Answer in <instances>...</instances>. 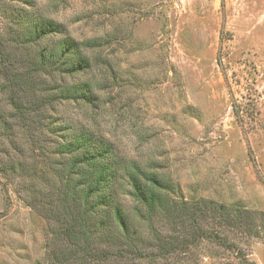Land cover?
<instances>
[{
    "label": "rangeland",
    "instance_id": "obj_1",
    "mask_svg": "<svg viewBox=\"0 0 264 264\" xmlns=\"http://www.w3.org/2000/svg\"><path fill=\"white\" fill-rule=\"evenodd\" d=\"M31 2L76 40L102 44L87 53L101 104L71 105L67 118L157 168L185 201L264 212V0ZM12 4L0 0V44ZM12 189L0 183V264H44L46 225ZM221 233L232 248L200 240L175 264H264V230Z\"/></svg>",
    "mask_w": 264,
    "mask_h": 264
},
{
    "label": "trees",
    "instance_id": "obj_2",
    "mask_svg": "<svg viewBox=\"0 0 264 264\" xmlns=\"http://www.w3.org/2000/svg\"><path fill=\"white\" fill-rule=\"evenodd\" d=\"M13 1L0 44V183L45 223L44 264H175L200 240L232 248L221 229L264 230V212L185 201L157 168L67 118L71 105L101 104L87 53L102 44L71 37L31 0Z\"/></svg>",
    "mask_w": 264,
    "mask_h": 264
}]
</instances>
